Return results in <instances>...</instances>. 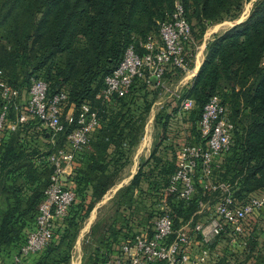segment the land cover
<instances>
[{
  "label": "trees",
  "instance_id": "trees-1",
  "mask_svg": "<svg viewBox=\"0 0 264 264\" xmlns=\"http://www.w3.org/2000/svg\"><path fill=\"white\" fill-rule=\"evenodd\" d=\"M178 1L184 7L189 24L188 9L192 16L203 19L201 32L206 21L216 22L234 16L243 2ZM164 3L171 6L169 15L174 8L173 0H0V80H5L19 92L28 89L33 79L44 80L47 96L64 91L74 114L83 104L90 103L97 115V125L92 129L87 145L77 153L78 166L74 168L72 181L78 200L69 205L65 216L55 226H62L59 240L51 242V239L42 250V258L35 264L68 261L79 221L113 185L117 174L129 162L149 110V103L145 102L138 113L139 107L135 104L146 94L141 95V92L147 86L152 87V82L136 78L126 94L111 96L113 102L118 103V110L111 116L105 114L107 103L98 94L104 86L105 76L118 65L126 47L138 45L139 40H144L155 29L157 32L155 13L162 11ZM213 95H217L221 103L228 102L235 116L245 119L240 134L232 140L222 162L213 168L216 181L231 184L234 196L244 200L246 194L264 188V0L253 4L245 20L215 34L207 42L204 59L182 94L194 102L190 113L193 132L204 104ZM3 105L0 96V112ZM8 119H15L13 107L8 110ZM163 119L164 116H159L158 122ZM37 123L39 121L33 119L17 124L14 130L5 129L0 139V264H24L25 260L42 252L22 259L20 263L14 260L27 233L34 228L38 205L53 171L47 156L64 145L65 137L74 125L66 124L64 131L55 136L54 143L50 142L46 130L38 133L47 143L46 160L38 162L41 157L34 156L37 148L31 150L25 144L26 134L33 131ZM198 137L203 141L200 133ZM162 140L155 144L144 165L139 166L123 195L140 187L141 201L143 195L156 194L166 188L174 163L172 158L157 154ZM144 167L149 172H145ZM199 174L197 168L196 175ZM169 194L174 199L169 200L167 209L174 228H177L198 210L199 203L204 200L201 195L209 193L196 177L195 192L190 198L179 199ZM209 195L215 198L216 193ZM88 196L90 201L85 206ZM124 208L132 210L127 206ZM143 208V205L138 206L136 211ZM128 218L133 217L129 215ZM131 222L134 221L112 223L114 239L126 235L123 229ZM59 247H64L63 258L52 259L51 255Z\"/></svg>",
  "mask_w": 264,
  "mask_h": 264
},
{
  "label": "built area",
  "instance_id": "built-area-1",
  "mask_svg": "<svg viewBox=\"0 0 264 264\" xmlns=\"http://www.w3.org/2000/svg\"><path fill=\"white\" fill-rule=\"evenodd\" d=\"M190 34L191 27L184 7L180 2H175L171 15L159 25L160 43L156 42L153 35H148L139 42L142 50L134 44L128 45L118 65L105 76L104 86L98 96H122L129 91L136 78L152 82L151 78L154 77L155 83L152 86H158L166 71L185 69L184 43ZM0 96L4 101L0 112V139L5 129L14 130L17 124L25 123L30 118L39 120L48 132L51 143H54L58 133L64 131L66 124L74 125L65 137V144L47 156L53 171L44 190V197L38 205L34 228L27 233L19 255L14 258L20 263L22 259L38 254L47 246L56 224L65 216L75 199L74 190L66 186L61 178L66 169L71 171L76 152L87 145L91 131L97 125V115L87 104H83L77 114H74L72 105L64 113L67 104L65 92L47 96V83L41 79L32 80L26 99L18 89L0 80ZM193 104L192 99L185 98L180 102V107L189 110ZM11 107L15 110L14 120L8 119ZM231 131L232 124L225 117V108L219 97L211 96L204 104L199 119V133L203 141L183 144L178 148L176 168L165 188L179 199L190 198L195 192V173L199 166V182L208 193H216L217 199L214 215L210 216L208 222L195 223L192 234L182 229L174 231L172 216L165 206L149 230L137 233L124 242L119 254L108 259L105 264H205L210 253L207 247L209 243L228 231L232 234L231 240L235 239V235L243 234L248 220L264 208V195L257 194L237 200L231 184L214 178L216 160L232 144ZM196 233L200 234L202 241H197ZM195 250L196 254H192Z\"/></svg>",
  "mask_w": 264,
  "mask_h": 264
},
{
  "label": "rangeland",
  "instance_id": "rangeland-1",
  "mask_svg": "<svg viewBox=\"0 0 264 264\" xmlns=\"http://www.w3.org/2000/svg\"><path fill=\"white\" fill-rule=\"evenodd\" d=\"M256 1L257 0H243L240 11H238L234 16H231L230 18H225L223 20L216 21V22L206 21V24H205L206 26L203 32H201V27H200L203 19L199 20L195 18L194 16H192L191 9H188L186 11L188 17H190L189 20L191 24L190 38L184 43V55H185L186 63H187L186 68L178 69V71H173L174 69H170L166 71L163 76L164 78L162 79V83L160 85L156 87L147 86L145 91L141 92V95L143 93H146V94L143 96H140V100L135 104L137 107H139L138 113L143 108V106L148 103H149V110L146 115L141 137L130 154L129 162L120 171V173L117 174V177L113 185L106 191V193L100 199L95 201L89 213L86 216H84L83 215L84 212L83 211L81 212V214L84 216L83 217L84 219L79 221V228L77 231L76 238L74 239L73 245L69 251L68 261L67 262L66 261L57 262L56 260L57 262L56 264H105L108 259L114 256H117L119 254L120 246L124 242L134 237L135 234L141 232V231L139 232V231L131 230V227L128 226L127 228L125 227V231H124L125 234L127 232L126 235H122L120 237L118 235L117 236L118 238L114 239L115 238L113 237L114 233L111 230V228H113L111 226L112 223L122 224V222L125 223V221H129V220H133L135 222L138 218L135 217L134 213L139 211V210L136 211L138 206L142 207L143 205L144 206L143 209L146 210L147 212L146 221L143 224V226L147 225V227H150L152 224V221H154V219L159 214H161V212L164 210L165 206H167V203L169 202V200L174 199L165 190V187L159 191L161 195L160 194L155 195L154 193L148 194V195L145 194L142 196L143 200L140 199L141 201H139L140 193L138 191L142 190V188L138 187L139 190L137 188H133L131 192H129L128 194H124V195H123V191L125 187L130 183L132 179L131 178L132 175L137 173L139 166L142 163L144 165L145 160H148L155 144L161 141L162 139L170 138L169 141H171V143L173 144L175 143L174 145H176V149H175L176 151L183 144H187V143L195 144L197 142L199 143L202 142L201 140H199L200 138L198 137L199 120H197V122L194 124L195 132H193V129H192L193 123L190 118L191 108L189 110H183L180 107V102L182 101V99H185L184 97H182L183 88L185 85L178 84V81L184 78L188 70L192 69L193 67L192 63L194 62V60L196 61L197 59H200L203 53L205 56L204 46H206L207 42L210 41L215 34L221 33L224 30L228 29L229 27L233 26L234 24H237L245 20L247 16L249 15L253 4ZM173 2L175 5V2H179V1L173 0ZM170 7L171 6L168 7V5H165L164 3L162 6V11L155 13V24L156 26H158V30L156 32L155 31L156 29H155L153 33H150L148 35L150 36L153 35L157 43H160V39L158 36L159 25L162 21L166 20L171 15L173 10L168 15ZM217 24H221V25H219L218 28H216L215 30L214 27ZM141 41L143 40H139V42ZM135 47L142 50V48L139 47V43L138 45H135ZM27 90L28 89L21 90V94L23 95V98L25 97V99L27 96ZM102 99L107 103V107H108V109L106 108L107 112L105 111V114L108 116L115 114V112L118 110V103H114L112 98H102ZM87 105L89 106L91 110H93L90 103H87ZM222 105L225 108V117L227 121L230 124H232L231 139L234 140L240 134L242 123H244L245 119L244 117H241V116H235L232 112L231 105L228 102H225V103L222 102ZM69 106L70 105H68L67 103L66 107L64 108V113L68 111ZM134 107L135 106L133 105L132 108ZM159 116L160 118L164 116V119H165V116H167L168 118L165 120L163 119L164 122L163 121L158 122ZM30 120H33V119L31 118L28 119V121ZM162 122H163V125L161 124ZM42 130H45V129L40 125V122H39L37 123L36 128L33 129V131L31 132L29 131V133L26 134V138H25L26 140L25 144L28 148L30 149L37 148L34 156L41 157V160H38V162H41L43 159L46 160L45 159L46 158L45 157V150H46L45 146L47 143L44 139H41L38 134L39 132H42ZM144 139H147L146 141L147 144H145ZM141 143L143 144L142 146L143 149L141 150V153L137 154L136 150L138 147H140ZM79 152H76L75 156ZM225 154L226 152L221 154V156L216 160L215 168H217L218 162L219 163L222 162L223 156ZM74 161H75V158L73 162ZM197 168L200 169L199 166ZM67 170L69 169H66V171ZM174 170H175V166H174ZM144 171L149 172V170L145 167H144ZM196 174H197V170H196L195 175ZM65 175L66 173L61 178L63 183L65 182L64 180ZM118 184H121V186L115 192H113L112 190ZM143 187L146 188L147 185L145 186L143 185ZM70 188L75 190L74 185L72 187L70 186ZM209 194L205 196L201 195V197L204 198V200L200 202L201 204H203V209H202L203 212H201V214H198V215H202V216L214 215V206L216 204L217 199L214 198V195H209ZM257 194L264 195V188L250 192L249 194H246V197H244V199H247L248 197L252 195H257ZM235 197L237 200L243 199V198L239 199L241 198L239 196H235ZM77 200L78 199L75 197L73 204L76 203ZM159 200L164 201L163 207L162 205H160L161 203L159 202ZM89 201H90V198L88 196L84 201L85 206L88 204ZM200 203L198 205V209H201L199 207ZM155 204H157L158 206H155ZM126 206L132 210L127 211L124 208ZM156 207L157 209H155ZM94 211L96 213L95 221L89 226L86 232L85 230L87 229V227L85 223ZM260 211H257L254 216L258 215ZM262 211H264V208L262 209ZM129 215H132L133 218H128ZM134 222H131V224L135 228ZM257 222H259V224L255 228V230L259 231V238L263 240L264 242V219L257 217ZM248 227H250V225H248ZM61 228L62 226H57L56 228H54V235L52 237L51 242H57V240H59L60 238L59 229ZM174 231L176 230L174 229ZM82 233L84 234L78 241L79 234L82 235ZM230 239L231 237L230 238L228 237V239H224L223 243L226 244L225 242H229ZM107 240H108V246L106 244ZM77 242H79V244ZM63 250H64V247H61V248L59 247L51 255V258L61 260V258H63V255H64L62 253ZM43 252L44 251H42L39 255L28 258L27 260L24 261V264H35L37 260L42 258ZM259 254H260L259 256L253 257V258H255L256 261H258L257 264H263L264 250L261 249ZM51 261L49 264L52 263ZM248 262H249L248 264H254L253 259H250ZM41 264H44V263H41ZM153 264H160V263H153ZM230 264H234V263L232 262ZM239 264H241V262H239Z\"/></svg>",
  "mask_w": 264,
  "mask_h": 264
},
{
  "label": "crops",
  "instance_id": "crops-1",
  "mask_svg": "<svg viewBox=\"0 0 264 264\" xmlns=\"http://www.w3.org/2000/svg\"><path fill=\"white\" fill-rule=\"evenodd\" d=\"M218 25H221V24H217L216 26H218ZM204 48H205V46H204ZM203 58H204V53L202 54L200 59H197L196 61L194 60V62L192 63L193 64L192 69H190L186 72V75L184 76V78H182L178 81V84L186 85L191 81L192 77L197 73V71H198V69H199V67L203 61ZM154 83L155 82H152V85H154ZM152 87H155V86H152ZM169 140H170V138H164L162 140V143L158 147L157 154H159L160 156L166 155V157H168L169 159L172 158L171 160L173 161L174 166L176 168V154H177L178 150L177 151L175 150L176 149V145H174L175 143L173 144ZM146 141H147V139H144L145 144H147ZM142 143H141L140 147H138L136 150L137 154L141 153V150L143 149ZM76 158L77 159H75V161L73 162L74 167L72 168L71 172L66 171V175L64 176V180H65L64 183L66 186L68 185V187H70V186L72 187L74 185L73 181H72V176L74 173V168L76 166H78V161H77L78 155ZM133 175H132V177H133ZM120 186H121V184L116 185V187L112 191L115 192ZM160 190H162V189H160ZM159 194L161 195L160 192H157L155 195H159ZM107 197H109V196H107ZM159 202L161 203L160 205H162V207H163L164 201L159 200ZM155 206H158V205L155 204ZM199 207L201 209L196 210L195 214L193 215V216H196L197 219L194 218L193 216H191L187 221L181 222V224L177 228H174V229L175 230L182 229L183 231H186L189 234H192L193 233L192 228H193V225L195 223H202V224L207 223L211 215H208V216L198 215V214H201V212H203L202 211L203 205H201ZM155 209H157V207ZM134 214H135V217L138 218L137 219L138 221L136 220L134 222L135 228L130 223L131 230L139 231V232L140 231L145 232L146 230H149L151 226L150 227H147V225L143 226V224L146 221V216H147L146 210L141 209L137 213H134ZM95 217H96V213L94 211L91 214V216L87 219V221H86L87 224L85 223V225L87 227V229L85 230L86 232H87L89 226L95 221ZM257 217L264 219V211H260L258 213V215L252 216L251 219L248 220V222L245 225L246 232L244 230L243 234L240 237L237 234V235H235L234 240L230 239L229 242H225L226 244H224L223 243L224 239H228V237L229 238L231 237L230 236L231 232L228 231L226 234H223L219 238H216L213 242L209 243L207 245V247L209 248L210 253H209L208 261L205 264H230L232 262L234 264H239V262H241V264H248L249 263L248 261L250 259H253V263L257 264L258 261H256V259L253 257L259 256L260 255L259 252L261 249L264 250V242H263V240H261L259 238V231L255 230V228L259 224V222H257ZM248 225H250V227H248ZM123 231H125V228L123 229ZM83 234L84 233H82V235L79 234L78 241L83 236ZM196 239H197V241H202L199 233H196ZM77 243L79 244V242H77ZM195 252H196V250L194 252H192V254H196Z\"/></svg>",
  "mask_w": 264,
  "mask_h": 264
},
{
  "label": "water",
  "instance_id": "water-1",
  "mask_svg": "<svg viewBox=\"0 0 264 264\" xmlns=\"http://www.w3.org/2000/svg\"><path fill=\"white\" fill-rule=\"evenodd\" d=\"M151 81H152V82H155V78H154V77H153V78H151Z\"/></svg>",
  "mask_w": 264,
  "mask_h": 264
},
{
  "label": "bare ground",
  "instance_id": "bare-ground-1",
  "mask_svg": "<svg viewBox=\"0 0 264 264\" xmlns=\"http://www.w3.org/2000/svg\"><path fill=\"white\" fill-rule=\"evenodd\" d=\"M219 26V25H218ZM218 26H215L214 29L216 30V28H218Z\"/></svg>",
  "mask_w": 264,
  "mask_h": 264
}]
</instances>
